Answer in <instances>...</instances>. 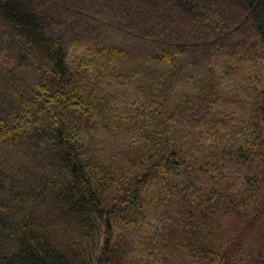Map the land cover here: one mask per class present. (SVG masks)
Listing matches in <instances>:
<instances>
[{
    "label": "trees",
    "instance_id": "16d2710c",
    "mask_svg": "<svg viewBox=\"0 0 264 264\" xmlns=\"http://www.w3.org/2000/svg\"><path fill=\"white\" fill-rule=\"evenodd\" d=\"M0 264H264V0H0Z\"/></svg>",
    "mask_w": 264,
    "mask_h": 264
}]
</instances>
